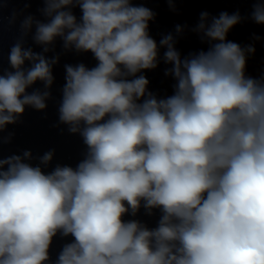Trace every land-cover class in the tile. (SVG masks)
<instances>
[{
    "label": "clouds",
    "instance_id": "clouds-1",
    "mask_svg": "<svg viewBox=\"0 0 264 264\" xmlns=\"http://www.w3.org/2000/svg\"><path fill=\"white\" fill-rule=\"evenodd\" d=\"M42 2L46 22L21 21L11 70L0 69V148L26 107L46 109L59 63L46 54L60 38L65 51L98 62L65 65L58 108L87 152L75 168L49 173L29 162L31 151L0 156V264H50L57 234L74 239L54 264H264V75H246L253 45L227 39L244 19L239 12H202L191 31L207 50L182 57L176 37L187 26L158 44L149 34L155 13L133 0ZM251 19L264 25V0ZM33 28L39 53L24 46ZM160 48L175 80L164 98L139 74L158 67ZM38 81L43 90L29 92ZM53 156L45 152L40 165ZM141 207L160 211L155 228L124 220Z\"/></svg>",
    "mask_w": 264,
    "mask_h": 264
}]
</instances>
